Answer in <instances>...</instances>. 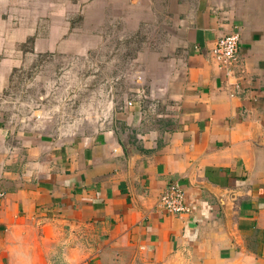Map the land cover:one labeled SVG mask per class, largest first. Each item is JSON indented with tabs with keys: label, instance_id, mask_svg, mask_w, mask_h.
<instances>
[{
	"label": "crops",
	"instance_id": "obj_1",
	"mask_svg": "<svg viewBox=\"0 0 264 264\" xmlns=\"http://www.w3.org/2000/svg\"><path fill=\"white\" fill-rule=\"evenodd\" d=\"M107 15L164 35L151 104L71 131L0 100V264H264V0H0V99L39 55L87 52ZM233 31L225 67L212 50ZM171 182L190 213L159 205Z\"/></svg>",
	"mask_w": 264,
	"mask_h": 264
},
{
	"label": "rangeland",
	"instance_id": "obj_2",
	"mask_svg": "<svg viewBox=\"0 0 264 264\" xmlns=\"http://www.w3.org/2000/svg\"><path fill=\"white\" fill-rule=\"evenodd\" d=\"M129 21L107 15L103 25H95L92 19L87 52L39 55L13 74L0 99L7 116L41 129L72 131L102 125L138 95L151 104L143 91L150 88L144 57L164 35L150 23L134 29L137 23L129 27Z\"/></svg>",
	"mask_w": 264,
	"mask_h": 264
},
{
	"label": "built area",
	"instance_id": "obj_3",
	"mask_svg": "<svg viewBox=\"0 0 264 264\" xmlns=\"http://www.w3.org/2000/svg\"><path fill=\"white\" fill-rule=\"evenodd\" d=\"M240 35L233 31L221 37L212 50V55L221 65L231 66L238 57ZM131 103V102H129ZM2 193H0V196ZM159 205L171 214L190 213L191 207L187 204L185 192L177 182L169 183L161 193Z\"/></svg>",
	"mask_w": 264,
	"mask_h": 264
}]
</instances>
